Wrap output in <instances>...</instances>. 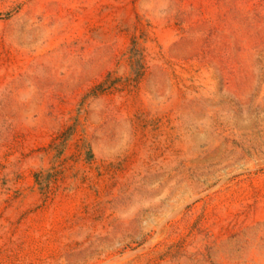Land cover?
<instances>
[{
	"label": "rangeland",
	"instance_id": "obj_1",
	"mask_svg": "<svg viewBox=\"0 0 264 264\" xmlns=\"http://www.w3.org/2000/svg\"><path fill=\"white\" fill-rule=\"evenodd\" d=\"M0 264H264V0H0Z\"/></svg>",
	"mask_w": 264,
	"mask_h": 264
}]
</instances>
